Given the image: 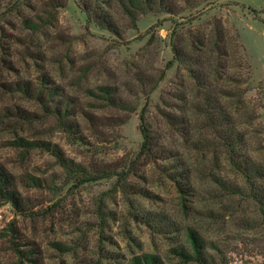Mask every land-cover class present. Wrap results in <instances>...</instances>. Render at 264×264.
<instances>
[{
    "label": "rangeland",
    "instance_id": "obj_1",
    "mask_svg": "<svg viewBox=\"0 0 264 264\" xmlns=\"http://www.w3.org/2000/svg\"><path fill=\"white\" fill-rule=\"evenodd\" d=\"M159 1L0 0V264H264V0Z\"/></svg>",
    "mask_w": 264,
    "mask_h": 264
},
{
    "label": "trees",
    "instance_id": "obj_2",
    "mask_svg": "<svg viewBox=\"0 0 264 264\" xmlns=\"http://www.w3.org/2000/svg\"><path fill=\"white\" fill-rule=\"evenodd\" d=\"M153 0H148V2H152ZM161 3V6L164 7V2L163 0L159 1ZM171 62H169L170 64ZM144 137H145V142H144V147L145 145H147V141H148V134L147 132L144 131ZM7 183H8V177L7 174H5L3 171H0V193H2V195H4L5 199H11L12 201H14L15 203L17 202V200L14 197V193L11 189H9L7 187ZM193 247L195 249H198V245H197V241L195 239V237L193 236ZM134 264H159L156 256L152 255V254H143L141 257L140 256H136L133 259Z\"/></svg>",
    "mask_w": 264,
    "mask_h": 264
}]
</instances>
